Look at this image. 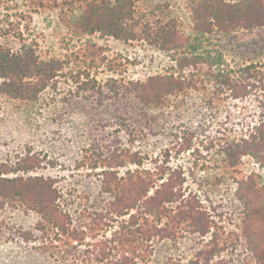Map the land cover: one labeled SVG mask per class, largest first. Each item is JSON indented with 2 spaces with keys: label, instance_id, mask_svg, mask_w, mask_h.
<instances>
[{
  "label": "rangeland",
  "instance_id": "1",
  "mask_svg": "<svg viewBox=\"0 0 264 264\" xmlns=\"http://www.w3.org/2000/svg\"><path fill=\"white\" fill-rule=\"evenodd\" d=\"M71 1L0 0V21L28 24L26 35L36 37L41 55L63 61L55 86L36 103L0 96V161L16 167L23 157H38L41 166L30 173L56 179L80 227L86 210L103 197L100 177L108 157L124 158L130 150L143 158L145 167H154L169 153V164L184 170L186 193L203 203L219 229L202 236L184 227L177 238L156 241L151 264H254L237 238L241 206L235 190L237 180L251 172L264 183V168L249 156L235 164L226 149L258 119V99L264 96L238 99L230 86L242 79V67L264 62V29L197 36L189 11L194 0H136L130 20L135 39H88L68 24L78 5L72 7ZM172 22L191 38L192 51L207 61L196 87L172 95L160 107H146L132 82L172 65L150 36ZM91 43L96 49L87 47ZM135 166L129 163L120 173ZM38 227L33 211L1 209L0 264L73 261V254L50 249Z\"/></svg>",
  "mask_w": 264,
  "mask_h": 264
},
{
  "label": "trees",
  "instance_id": "2",
  "mask_svg": "<svg viewBox=\"0 0 264 264\" xmlns=\"http://www.w3.org/2000/svg\"><path fill=\"white\" fill-rule=\"evenodd\" d=\"M71 2V6L78 3L68 18L74 32L88 39H135V25L130 20L136 0ZM189 11L197 36L264 29V0H194ZM24 26L11 19L0 21V96L36 103L43 91L55 86L63 61L41 55L36 37L26 35L29 25ZM150 36L156 48L169 54L172 65L132 84L144 106L160 107L172 95L196 87L207 60L192 51L191 38L174 22ZM87 47L96 49L94 43ZM241 74L242 79L230 86L235 98L264 96V62L242 67ZM258 102L257 121L226 153L235 164L240 157L249 156L264 168V99ZM165 157L154 167H145L143 158L130 150L124 152V158L119 154L108 157L100 177L103 197L86 210L80 227L75 225L56 179L30 173L41 166L38 157H23L16 167L0 161V210L13 206L33 211L48 247L75 256L68 264H151L156 241L175 239L184 227L202 236L216 235L219 229L203 203L186 193L183 168L169 164V153ZM129 163L136 166L120 173ZM235 196L241 206L237 238L254 264H264V183L260 174L251 172L237 180ZM83 244L85 248L79 249Z\"/></svg>",
  "mask_w": 264,
  "mask_h": 264
}]
</instances>
